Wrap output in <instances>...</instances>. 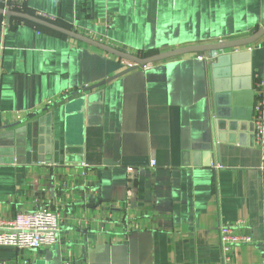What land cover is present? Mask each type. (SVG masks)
I'll return each instance as SVG.
<instances>
[{"label": "crops", "instance_id": "1", "mask_svg": "<svg viewBox=\"0 0 264 264\" xmlns=\"http://www.w3.org/2000/svg\"><path fill=\"white\" fill-rule=\"evenodd\" d=\"M22 10L137 55L264 25V0H26ZM263 44L124 71L126 60L1 17L0 219L44 206L59 232L36 249L1 245L0 264L213 263L218 226L239 219L253 241L227 264H264L251 119Z\"/></svg>", "mask_w": 264, "mask_h": 264}, {"label": "built area", "instance_id": "2", "mask_svg": "<svg viewBox=\"0 0 264 264\" xmlns=\"http://www.w3.org/2000/svg\"><path fill=\"white\" fill-rule=\"evenodd\" d=\"M25 2L26 0H0V7L23 11ZM246 47L251 49L252 45ZM216 53L214 51L212 56ZM198 55L200 58H207L205 54L198 53ZM252 85L254 91L251 115L253 138L261 155V167L264 168V44L262 45L261 70L260 73L254 74ZM151 165H154L153 160ZM242 226L243 221L241 219L233 224H220L218 226L220 259L213 263L198 264H227L230 262L231 251L234 247L253 241L252 235L237 231ZM58 232L59 217L57 211L39 206L31 210L20 211L11 218L0 219V246L9 245L19 250L36 249L42 245L54 244ZM24 264H27V261H24Z\"/></svg>", "mask_w": 264, "mask_h": 264}, {"label": "water", "instance_id": "3", "mask_svg": "<svg viewBox=\"0 0 264 264\" xmlns=\"http://www.w3.org/2000/svg\"><path fill=\"white\" fill-rule=\"evenodd\" d=\"M1 17H4L6 22H8L11 18H17L23 21L33 23L35 25L44 27L46 29L58 32L62 35L74 38L87 45H90L106 53L114 55L118 58L126 60L129 63V67L125 69L124 71L131 70L137 66H145L148 64H152L155 62L163 61V60H166L172 57L189 54V53H200L203 55L207 54L209 57H211L214 51L221 52V51H225L228 49L247 46V45L255 43L258 39L264 36V25H261L258 28H256L252 33L244 37L185 45V46L141 56V55L129 53L127 51H123L121 49L108 45L104 42H101L97 39H94L87 35L78 33L75 30L65 28L47 18H43L38 15L30 14L26 11L4 9L0 7V18ZM230 58H231V55L227 53L220 55L216 58L215 61L210 63L211 67H218L219 65H222V64L224 65L225 63L227 64L228 60L230 61ZM103 82L105 81H102V83ZM226 95L228 98H230L229 93H226ZM228 102H231V100L228 99Z\"/></svg>", "mask_w": 264, "mask_h": 264}, {"label": "rangeland", "instance_id": "4", "mask_svg": "<svg viewBox=\"0 0 264 264\" xmlns=\"http://www.w3.org/2000/svg\"><path fill=\"white\" fill-rule=\"evenodd\" d=\"M254 44V43H253ZM252 45V44H251ZM244 47H246V46H242L241 48H244ZM138 55H141V56H143L142 54H138Z\"/></svg>", "mask_w": 264, "mask_h": 264}, {"label": "trees", "instance_id": "5", "mask_svg": "<svg viewBox=\"0 0 264 264\" xmlns=\"http://www.w3.org/2000/svg\"><path fill=\"white\" fill-rule=\"evenodd\" d=\"M16 19H17V18H16ZM142 55L144 56V55H149V54L145 53V54H142Z\"/></svg>", "mask_w": 264, "mask_h": 264}, {"label": "flooded vegetation", "instance_id": "6", "mask_svg": "<svg viewBox=\"0 0 264 264\" xmlns=\"http://www.w3.org/2000/svg\"><path fill=\"white\" fill-rule=\"evenodd\" d=\"M251 87V86H250Z\"/></svg>", "mask_w": 264, "mask_h": 264}]
</instances>
